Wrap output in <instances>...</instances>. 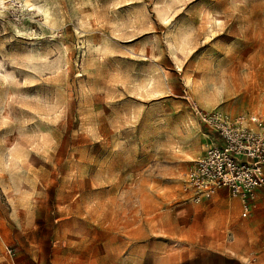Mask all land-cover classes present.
Listing matches in <instances>:
<instances>
[{"label": "rangeland", "instance_id": "1", "mask_svg": "<svg viewBox=\"0 0 264 264\" xmlns=\"http://www.w3.org/2000/svg\"><path fill=\"white\" fill-rule=\"evenodd\" d=\"M213 111L264 118V0H0V264H264L184 180Z\"/></svg>", "mask_w": 264, "mask_h": 264}, {"label": "built area", "instance_id": "2", "mask_svg": "<svg viewBox=\"0 0 264 264\" xmlns=\"http://www.w3.org/2000/svg\"><path fill=\"white\" fill-rule=\"evenodd\" d=\"M200 122L213 134L184 174L194 202L217 189L239 203V218L250 219L257 209L258 193L264 192V118L253 113L230 116L213 111L199 113Z\"/></svg>", "mask_w": 264, "mask_h": 264}, {"label": "crops", "instance_id": "3", "mask_svg": "<svg viewBox=\"0 0 264 264\" xmlns=\"http://www.w3.org/2000/svg\"><path fill=\"white\" fill-rule=\"evenodd\" d=\"M255 221L264 222V192L261 191L258 193L257 197V209L253 213Z\"/></svg>", "mask_w": 264, "mask_h": 264}, {"label": "bare ground", "instance_id": "4", "mask_svg": "<svg viewBox=\"0 0 264 264\" xmlns=\"http://www.w3.org/2000/svg\"><path fill=\"white\" fill-rule=\"evenodd\" d=\"M30 5H31V4H30ZM41 10H42L41 8H38V11L42 12ZM43 12H44V11H43ZM45 13H46V12H45ZM46 14H47V13H46ZM46 14H45V15H46ZM49 16H50V15H49ZM49 16H46V23H47V24H51V19L49 18ZM35 55H36V54H35Z\"/></svg>", "mask_w": 264, "mask_h": 264}]
</instances>
